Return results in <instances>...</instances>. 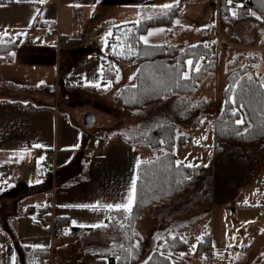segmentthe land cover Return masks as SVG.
<instances>
[{"label": "crops", "instance_id": "0c3cea01", "mask_svg": "<svg viewBox=\"0 0 264 264\" xmlns=\"http://www.w3.org/2000/svg\"><path fill=\"white\" fill-rule=\"evenodd\" d=\"M178 3L182 6L171 28L155 26L142 35L153 33L148 36V45L168 43L180 49L177 42L171 43L177 37L182 40H204L190 41L184 47L198 43L207 45L216 55L217 65L214 71L219 74L217 67L221 61V49L225 43L231 45L221 41L222 31L223 39L236 43L247 40V47L243 49L249 50L240 60H234L236 63H233V69H228V76L238 67L248 65L263 78L254 65L257 63L255 60L262 61L264 57V33H260L258 26V31L253 26V30L248 29L249 32L242 33L245 38L242 41L244 39L237 25L227 28L221 22L220 0H179ZM165 4H174V0H45L44 3L39 0H20L19 3L16 0L0 1V43L21 44L24 38L39 42L49 39L52 46L58 44L59 49L60 44L68 43L71 46L74 42V47L83 49L86 38L87 41L96 40L99 35L107 44L109 33L115 26L152 17L164 11L159 6ZM50 26L54 28L53 31L49 29ZM160 29L164 31H158ZM169 32H172L170 39ZM257 33L261 34L262 40L254 42L253 37ZM90 43H86L84 49L95 46L94 42ZM11 55L12 51L0 54V68L13 64ZM103 65L102 63V71ZM132 76L130 83L134 82L135 74ZM15 85V81H8L0 88V192L5 195L1 197L4 202L0 201V236L3 238L0 239V264H34V250L47 252L53 264H110L109 258L97 254L118 243L120 239L113 221L119 215L118 211L105 207H97L94 211L91 207L78 205L127 203V194L131 181L137 177L138 165L152 160L158 153L146 144L129 140L124 133L131 127L134 132H145L146 129L144 126H133L137 120L134 114H130L132 111L127 112L126 119L133 123L131 127L127 123L123 125L121 131L124 137H110L102 149H97L96 140L99 136L95 134L98 131H92L94 114L87 112L92 114L93 120L90 126H84L83 116L86 113L83 116L77 114L71 119L54 104L43 103L45 101L40 98V94L26 89L19 90ZM121 87H117L115 92ZM181 116L185 115L182 113ZM186 135L193 142L191 133L183 135L185 140ZM256 143L249 144V147ZM213 148L215 150V146ZM238 148L240 147L233 149ZM50 155H54L53 167L47 168L44 161ZM150 156L151 159H148ZM42 170L47 172L45 177ZM4 182H11L12 186L1 187ZM40 190H44L42 194ZM243 193L244 189L238 194L239 200L244 196ZM51 194L54 195L53 201L47 199ZM262 202L264 205L263 200ZM225 204L217 206L223 208ZM235 206L242 207L239 203ZM215 207L216 205L211 209ZM210 213L209 220L212 222L214 215ZM57 222L64 224L61 228L64 233L51 236L49 228L51 224L56 227ZM101 224L105 227H92ZM237 226L240 227L239 224ZM166 227L167 224L162 222L158 229L161 231ZM155 229L152 228L151 232H155ZM170 230H176L173 224ZM210 231L211 228L205 234H209L211 243ZM256 232L255 227V238ZM144 235L142 246L149 243L147 234ZM17 246L27 248L30 252L23 257L17 254ZM249 247H254V243ZM11 257H15V260Z\"/></svg>", "mask_w": 264, "mask_h": 264}, {"label": "rangeland", "instance_id": "374dc122", "mask_svg": "<svg viewBox=\"0 0 264 264\" xmlns=\"http://www.w3.org/2000/svg\"><path fill=\"white\" fill-rule=\"evenodd\" d=\"M233 12L237 14L236 9ZM235 25L238 26L244 39L242 41H245L242 33L249 32L248 29L253 30L254 26L258 31L257 25L251 19L245 18ZM49 29L54 30L52 26ZM220 38L221 41L224 38L222 31ZM260 40H262L261 34H255L253 41ZM90 41L94 42L95 46L92 49H84L86 43L91 44ZM174 41L182 49L186 43H191L190 41L204 40H182L177 37L171 43ZM227 41L231 45L223 43L221 61L217 67L219 74L214 70L210 71L192 94L162 99L137 110H125L115 100L117 87L131 82L137 65L114 61L119 73L114 79L106 80L102 73V63H108L112 59L105 53L106 40L99 35L96 40L87 41L86 38L83 49L74 47L75 42L71 46L68 43L60 44L59 49L58 44L52 46L49 39L39 42L24 38L19 48L12 51L13 55L10 58L14 60L13 64L0 68V88H3L8 81H15L17 89L40 94V98L45 101L43 103L54 104L71 119L77 114L78 116H83L87 112L94 114L92 131L95 133L98 131L95 135L99 136L104 144L110 137L115 139L118 136L124 137L121 131L123 125L127 123L128 127H131L133 123L125 117L130 111L137 120L133 126L137 128L144 126L146 129L145 132L135 131L137 135L131 130L132 127L129 131H125L124 134H127L128 139L137 144H140L139 141L143 136L169 120L177 123L178 134L191 133L193 142H186L184 137V141H179L176 145V154L180 163L199 167L198 178L175 197L151 204L143 210L135 223V228L142 236V240L137 243L142 253L139 264L144 263L154 250L161 247L169 236L174 235H183L189 242L190 249L183 252L180 259L173 260V264H261L264 261V208L260 207L264 206L262 202L264 201V140L251 147L249 144L236 142L224 143L221 145L223 151L220 154L215 153L213 148L214 119L224 106L228 69H233V63L240 60L242 55L249 53V50L243 49L247 47V40L238 43ZM255 61H257L254 64L257 73L264 78V57L262 61ZM189 72L188 70L187 75ZM73 76L78 77L83 84L75 88L68 87V80ZM109 83L110 87H108ZM6 97L9 95L6 94ZM182 113L184 117L181 116ZM236 147L240 148L233 149ZM148 159H151V156ZM42 172L45 177L47 172L45 170ZM2 185L8 188L12 183L4 182L1 187ZM243 189L244 196L239 200L238 194ZM43 191L40 190V194ZM4 196L0 192V201H3L1 197ZM221 203H226L225 207L217 206ZM237 203L242 207L236 208ZM214 205L216 207L212 210L211 207ZM210 212L214 215L212 222L209 220ZM113 221L119 232L118 224H125L124 218L118 215ZM162 222L167 224V229L160 231L158 226ZM172 224L175 231L170 230ZM154 227L155 232H151ZM210 228L212 251L209 254L196 256V246L202 235L209 232ZM145 233L149 243L142 246ZM252 243L254 247L250 248Z\"/></svg>", "mask_w": 264, "mask_h": 264}, {"label": "trees", "instance_id": "16d2710c", "mask_svg": "<svg viewBox=\"0 0 264 264\" xmlns=\"http://www.w3.org/2000/svg\"><path fill=\"white\" fill-rule=\"evenodd\" d=\"M10 1V0H0ZM182 4H174L173 8L155 14L151 18L142 19L139 23L130 22L115 26L107 39L105 53L112 61L103 65V76L106 80L114 79L119 69L114 61L126 64L135 63L137 69L134 82L121 87L115 94L116 102L125 110L142 109L162 99H172L194 93L200 81L215 70L216 55L209 47L198 43L178 49L173 44L148 45L139 38L151 27L166 26L171 28L179 14ZM237 11L233 15L232 11ZM165 12L167 14H165ZM255 13V16L252 15ZM219 15L225 26H233L245 18L255 22L259 29H264V0H220ZM260 17V19H257ZM172 37L169 32L168 38ZM18 42L0 43V54H6L18 47ZM193 60L200 71H190L188 78L187 61ZM83 83L78 77L68 80V87L75 88ZM225 102L222 111L214 120L213 141L215 151L220 154L222 144L236 142L253 144L264 140V79L248 65L240 66L231 72L224 90ZM234 101V102H233ZM237 115L233 116L232 112ZM187 116V115H186ZM184 117V116H183ZM243 119L242 125L235 121ZM178 141H184L183 134H178V125L174 121H166L161 126L143 136L142 144L155 149L157 157L141 162L137 168L136 195L131 212L118 211L125 224H118L120 240L110 248L99 252L98 256L109 258L110 264H139L141 249L137 243L142 240L135 228L139 216L148 206L156 202L170 199L190 187L199 175V167H189L179 163L176 154ZM127 217V218H126ZM63 223H56L61 229ZM180 236H169L166 242L153 251L142 264H173L174 259L190 249L188 241ZM132 249L131 252L126 251ZM17 254L23 257L30 251L17 246ZM211 243L209 234L196 246V256L209 254ZM34 264H42L48 260L45 251L34 250Z\"/></svg>", "mask_w": 264, "mask_h": 264}, {"label": "snow or ice", "instance_id": "6c2138e0", "mask_svg": "<svg viewBox=\"0 0 264 264\" xmlns=\"http://www.w3.org/2000/svg\"><path fill=\"white\" fill-rule=\"evenodd\" d=\"M16 2L17 3H19L20 2V0H16ZM39 2L40 3H44L45 2V0H39ZM178 2H179V0H174V4H178ZM228 3L229 4H231L232 3V0H228ZM174 4H165V5H162V6H159V7H161L162 9H165V10H171L172 8H173V6H174ZM153 7H156V6H153ZM165 14H167L166 12H165ZM233 15H236V13L235 12H233ZM252 15H254L255 16V13H252ZM149 18H151V17H149ZM257 19H260V17H257ZM135 23H139V21H137V22H135ZM176 23L177 24H179V21H176ZM158 31H164L163 29H160V30H158ZM5 34H7V33H5ZM153 33L152 32H149L148 33V36H151ZM109 35H111V33H109ZM148 36H141L139 39L141 40V41H143V43L144 44H148ZM207 45H205V47H206ZM187 66H188V70L189 71H192V70H194V71H200V69H199V66L198 65H195L194 66V64H193V60H188L187 62ZM184 78L185 79H187L188 78V75H187V73H185L184 74ZM111 85H110V83L108 84V87H110ZM234 102V101H233ZM232 115L233 116H236L237 115V112L236 111H233L232 112ZM235 123L237 124V125H242V124H244L245 123V121L243 120V119H237L236 121H235ZM36 147H39V145H36ZM189 167H192V165H188ZM139 179V176H137L136 177V179H133L132 181H131V188H130V191L128 192V194H127V203H117V204H115V205H112V204H108V205H103V206H101V205H78V207H91L92 208V210H96V208L97 207H105V208H107V209H110V210H117V211H127V212H131V210H132V205H133V202H134V200H135V195H136V187H137V180ZM39 182V181H38ZM73 223H75V222H73ZM92 227H105V225H92ZM198 239H200V238H198ZM186 242V241H185ZM35 247H40V246H35ZM195 247V246H194ZM229 247H231V245H229ZM0 249H2V246H0ZM126 251H128V252H131L132 251V249H127ZM11 259L12 260H15V257H11Z\"/></svg>", "mask_w": 264, "mask_h": 264}, {"label": "built area", "instance_id": "2783aa9c", "mask_svg": "<svg viewBox=\"0 0 264 264\" xmlns=\"http://www.w3.org/2000/svg\"><path fill=\"white\" fill-rule=\"evenodd\" d=\"M223 42H227V43H229V41H227L226 39H223ZM229 44H230V43H229ZM186 140H187V141H191V137L187 135V136H186ZM103 145H104L103 140H101L100 138H97V140H96V148H97V149H102V148H103ZM53 157H54V155H50V156H48V157L45 159V161H44V165H45L47 168H51V167H53V159H54ZM47 199L53 201V199H54V195H53V194L48 195V196H47ZM49 230H50V234H51V236L62 235V234L64 233L63 230L56 228L54 224H51ZM0 239H3V238L0 236ZM42 264H53V261H52L51 258H48V260L43 261Z\"/></svg>", "mask_w": 264, "mask_h": 264}, {"label": "water", "instance_id": "95a60500", "mask_svg": "<svg viewBox=\"0 0 264 264\" xmlns=\"http://www.w3.org/2000/svg\"><path fill=\"white\" fill-rule=\"evenodd\" d=\"M260 33H264V29H260ZM93 120V116L91 113H86L83 116V124L84 126H90Z\"/></svg>", "mask_w": 264, "mask_h": 264}]
</instances>
